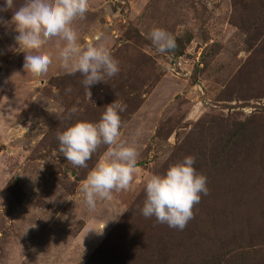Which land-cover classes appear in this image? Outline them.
<instances>
[{"label":"rangeland","instance_id":"rangeland-1","mask_svg":"<svg viewBox=\"0 0 264 264\" xmlns=\"http://www.w3.org/2000/svg\"><path fill=\"white\" fill-rule=\"evenodd\" d=\"M88 5L74 22L79 44L102 32L120 68L90 96L56 58L63 42L44 43L53 62L32 74L17 33L0 23V264H264V0ZM154 27L175 37L173 51H155L146 38ZM113 100L127 105L120 139L135 142L136 171L127 190L90 211L79 186L108 146L82 168L65 160L56 135L97 122ZM188 155L208 188L193 218L183 230L145 218V180Z\"/></svg>","mask_w":264,"mask_h":264},{"label":"clouds","instance_id":"clouds-1","mask_svg":"<svg viewBox=\"0 0 264 264\" xmlns=\"http://www.w3.org/2000/svg\"><path fill=\"white\" fill-rule=\"evenodd\" d=\"M12 7L13 0H0V13ZM88 7V0H24L12 12L9 21L0 17V23L11 25L17 33L14 40L18 52L24 53L23 70L32 74L46 73L53 55L43 45L51 38H58L63 43L57 47L56 58L69 74L80 73L89 96L92 85L117 75L118 61L102 32H96L92 36L93 43L84 47L78 42L74 22L85 18ZM146 38L157 53L171 52L177 47L175 37L159 27L152 28ZM71 91L70 86L65 88V93ZM126 107L123 102L113 100L104 106L97 122L77 120L56 135L59 152L65 160L82 168L101 144L108 146L79 186L90 211L95 209L98 198L108 199L113 191L127 190L133 180L139 153L134 141L127 143L120 139V113ZM76 111V106L69 109L70 113ZM194 163L193 156H185L169 165L163 174H152L145 180V199L140 210L145 218L155 217L157 223L167 224L169 228H185L193 218V207L200 202L201 194H208L207 179L196 172ZM3 186L0 185V190Z\"/></svg>","mask_w":264,"mask_h":264}]
</instances>
